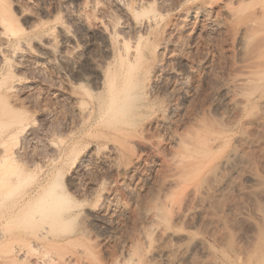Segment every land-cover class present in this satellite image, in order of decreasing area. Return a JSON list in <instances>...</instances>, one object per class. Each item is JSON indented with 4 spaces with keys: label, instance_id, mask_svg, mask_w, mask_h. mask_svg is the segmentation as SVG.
Listing matches in <instances>:
<instances>
[{
    "label": "bare ground",
    "instance_id": "1",
    "mask_svg": "<svg viewBox=\"0 0 264 264\" xmlns=\"http://www.w3.org/2000/svg\"><path fill=\"white\" fill-rule=\"evenodd\" d=\"M110 1L0 0V121L19 119L17 123H13L14 120L11 123L5 120L6 124L0 122L3 124L0 125V131L5 129L8 137L0 140V164L23 166L22 158L17 154L18 147L10 148L7 141L9 136L14 137L26 128L20 119L25 116L28 99L23 93L29 90L27 88L32 86V82L25 72L45 63L61 61L69 66V73L75 80L70 86V96L75 102L74 106H77L76 113H79L74 122L77 126L87 124V138L96 141L90 151L92 159L107 170L100 180L106 190L97 192L98 200L92 206H87L83 200L75 201L68 195L60 183L62 169H57L46 183L39 184V188L28 193H22L23 181L18 183L17 178L21 176H17V172H4L0 182L7 184V187L4 186L5 193L0 191V240L3 244H11L10 240L15 239V244L0 252L1 264H190L198 248L201 251L202 248L206 249L209 257L215 255L210 248L212 245L209 247L204 239L198 238L187 256L178 258L173 244L176 232L170 225L168 214L172 194L176 189L185 190L187 186H192L188 185L194 180L191 176H199L197 183L200 186L207 184L210 177L212 182L205 198L209 217L208 220L205 218V223L208 228H215L220 219L224 193L247 156L235 147L228 153H222L230 137L229 131L199 121L190 132H179L178 128L172 131L169 138L171 152L164 164L168 170H165L168 173L164 181H167V190L151 192V199L135 211L137 236H132V240L129 237L119 240L109 263L89 260V256L93 255L92 240L98 241L104 234L116 236L109 223L111 215L101 208L105 202L115 201L119 190L117 186L127 183H120L118 178L123 175L131 177V181L136 184L151 183L149 177L138 173L142 157L132 156L134 147L142 148L143 143L149 144L148 137V140H144L145 133L172 129L178 124L180 119L174 118L172 113L176 110L182 115L188 109L189 96L184 91L186 77H196L200 70L207 72L210 69L208 64H200V69L195 59L181 53L179 46L182 32H190L186 22H182L183 25L175 21L167 23L166 17L182 5L186 7L181 8L183 13L180 17H187L195 11L196 15L208 16L210 22H218V16L222 14L225 21L230 23L226 26H230V29L233 26L239 50L248 49L254 38L258 37L256 35L264 33V23L260 22L261 17L257 18L259 23L254 17L243 19L247 15H242L243 11L233 4L241 0L221 1L219 14L213 17L210 14L215 9L211 0ZM263 45L258 49L255 46L253 57H249L250 62L247 58V62L243 60L240 64L243 70L240 77L235 76L226 85V104L229 109L242 112L252 96V92L246 90V85L263 80ZM94 47L98 57L91 52ZM167 58L175 63L166 70L164 64ZM198 83L202 84L200 79H196L193 84L194 91L189 87L190 93L198 92L201 87ZM175 88L180 89V99L160 103L162 94L171 95ZM199 110L193 114L192 120L198 117L202 119ZM218 112L222 116L226 113L221 109ZM244 126L242 130H248ZM248 136H239L238 141L250 144ZM157 143L155 146L149 145L160 151V144ZM77 182L74 177L67 179L69 186L76 187ZM8 186H12L10 191ZM124 210L118 211V215H127ZM80 218L82 222L78 226ZM128 239L131 240L129 244ZM256 262L264 264V250L258 254Z\"/></svg>",
    "mask_w": 264,
    "mask_h": 264
},
{
    "label": "rangeland",
    "instance_id": "2",
    "mask_svg": "<svg viewBox=\"0 0 264 264\" xmlns=\"http://www.w3.org/2000/svg\"><path fill=\"white\" fill-rule=\"evenodd\" d=\"M211 1L214 2L215 9L210 14L213 17L219 14V3L224 0ZM233 4L243 11L242 15H247V17L243 16V19L247 20L246 18L249 17V20L254 17L253 19L257 21L261 17L259 20L264 23V0H241ZM184 7L186 5L179 7L180 11L179 9L172 11V14L170 13L166 17L165 22L174 23L175 21L181 25H183L182 22H186L190 32H182L185 40L182 39L183 37H181L182 41L180 39L179 47L181 53L187 54L193 60L195 59L194 61L198 63L200 69L205 64L210 65V69L207 72L200 70L201 74L197 72L198 76L196 77L194 75L188 76L189 78L186 77L185 82L187 83L184 86L189 91H187L188 93L185 89L184 91L189 96L188 109L182 114L183 116L178 114L179 112L176 110L172 113L174 118L180 119L178 122L180 124H177L176 128H166L158 132L151 130L143 135L145 137L144 140L147 139L146 137L149 138V144L154 145L159 142L160 151H156L151 145H144V143L143 146L141 145L142 148L139 146L134 147L132 156L141 155L142 157V162L138 165V173L149 177L151 183L146 185H143V182H141L142 184H136L131 181V177L123 175L118 178L121 180L120 183H127L121 187L117 186L119 190L116 192L115 201L111 203L105 202L101 208L103 212L111 215L109 223L113 227V231L115 230L114 234L116 236L104 234L105 236L103 235L98 240L100 243L97 240H92L94 245V247L92 245L93 255L89 256V260L96 261L95 263H109L115 255L114 249L119 240H126L128 237L132 240V236L133 238L137 236V222L134 220L135 211L143 206L145 201L148 202L151 199L153 191L167 190L165 184L167 181H164L168 170L167 168L165 169L166 165L164 164L165 158L170 156L171 152L169 138L172 131L175 132L178 128L177 131L179 132H190L194 129L193 127L198 125L199 121H203V123L213 128L229 131L230 137L227 145H224L227 148L223 147V150L221 149L222 153H228V150L231 151L235 147L240 152L244 151L247 158L244 164L239 167V171H236L234 181L224 193L220 219L217 225L214 226L215 228H208L206 224L209 214L205 198L208 194V186L212 182L210 177V179L208 178L209 181L207 180L208 183L206 182L207 184L200 186L198 184L199 176H191L194 180L192 181L191 179L192 182H189L188 185L193 184V187L187 186L186 189L184 188L185 190L176 189L172 194V202L171 199L169 201V203L171 202L169 205L171 210L168 208V214L171 221L170 225L176 232L173 244L176 254L179 256L178 258L186 257L189 249H192L191 246L198 238L204 239L206 241H204L205 244L207 243L209 247L212 245L210 248H212L215 255L209 257L206 249L202 248L201 251V248H198L199 250L196 249L194 251L196 256L193 262H189L190 264H218L219 262V264H256L258 254L260 255L264 250V78L263 80H258L260 82L255 81L256 84L246 85V88H248L246 90L250 93L252 92V96L251 101L242 112L229 109L226 104V88L229 82H232L236 78L235 76L240 77L243 71L240 64L243 60L246 62L249 60L248 62H250V58L253 57L252 54H254L256 48L262 47L264 44V33L256 35L258 37L254 38L253 43L248 48L249 50H239L236 44V33L232 29L233 26H231L232 30L230 26H226L227 24L230 25V23L225 21L224 15L221 14V17L217 15L221 23L219 21L210 22L208 21L209 19L207 20L208 16L196 15L195 11L187 17L184 15L180 17V14L183 13L181 8L184 9ZM259 20L257 23H259ZM91 52L95 57H98L95 47ZM174 63L167 58L164 64L165 69L171 68ZM25 73L30 76L32 82V86L27 88L29 90H25V93H23V95L25 94L24 97L29 99H27L25 108L27 113L24 112L25 116L20 118L25 123L26 128L19 134L17 133L16 136L14 135V137L9 136L7 141L10 148L14 147L16 149L18 147L16 149L17 151L19 150L17 154L20 159L22 158L23 166L0 164V176L6 171L13 170L17 172V176H21V178H17V181L19 180L18 183H20V180L23 181L21 182L23 187L18 186H20L22 193H28L32 192L34 188H39V184L46 183L58 171L57 169H62L60 171L62 175L60 176V180L62 179L60 183H62L61 185L64 186V190L68 195L73 200L76 199L75 201H85L87 206L94 205L98 200L97 196L99 193L97 192L101 193L105 189V184L100 183V180L106 175L107 170L104 165L96 164L95 159H92L90 151L93 150V145L96 144V141L89 137L87 138L85 132L88 129L87 124L77 126L75 123L79 113H76L78 111L76 110L77 106H74L75 102L70 96V86L75 80L69 73V66L61 61H55L54 63L42 64L39 68L36 66ZM196 79L201 80L202 84L198 83L199 87H201L197 90L198 92L190 93L193 90L192 87ZM253 85L254 87H252ZM179 88H175L173 90L174 93H171V95L162 94L161 100H159L160 103L178 101L181 96ZM197 109H202L201 111L199 110V115H201L202 119L198 117L197 120H192L193 116L197 114L195 112H198ZM218 109L225 110L226 113L222 116L219 114ZM5 120L7 119H1L0 122L6 124L9 120L10 123L14 120L13 123H15L19 119H8L7 122ZM244 125L247 126L246 129H250L249 132L245 129L242 130L243 127L245 128ZM5 131V129H1L0 137H2L0 140L8 138ZM241 132L246 134V136H251V140L250 136H248V143L250 144H243L238 141L239 136L244 135ZM14 143L17 145L12 146L11 144L14 145ZM52 160L56 161L53 162ZM165 170H167V173ZM70 177H74L78 181L76 187L75 185L69 186L67 184V179ZM194 182H198L197 184L201 188H197L198 185ZM194 184L196 185L194 186ZM5 185L7 187V184ZM5 185L0 182V191L6 190ZM11 187L8 186L9 191ZM20 188H18L19 191ZM120 210H124L127 215H123L124 217L119 216ZM81 222L80 218L77 225L81 226ZM130 239H128V244L131 241ZM13 240H10V242L12 241L11 244L6 242L8 245H4L6 243L4 242L3 244V241L0 240V245L3 244V248L0 247V252L12 247L15 244Z\"/></svg>",
    "mask_w": 264,
    "mask_h": 264
}]
</instances>
